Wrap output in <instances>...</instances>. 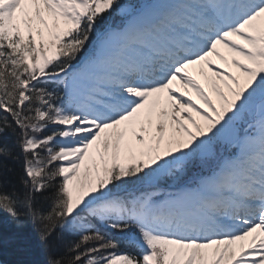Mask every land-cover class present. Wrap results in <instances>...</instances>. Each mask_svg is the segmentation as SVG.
Wrapping results in <instances>:
<instances>
[{
    "label": "snow or ice",
    "instance_id": "1",
    "mask_svg": "<svg viewBox=\"0 0 264 264\" xmlns=\"http://www.w3.org/2000/svg\"><path fill=\"white\" fill-rule=\"evenodd\" d=\"M5 214L46 264H264V0H0Z\"/></svg>",
    "mask_w": 264,
    "mask_h": 264
},
{
    "label": "trees",
    "instance_id": "2",
    "mask_svg": "<svg viewBox=\"0 0 264 264\" xmlns=\"http://www.w3.org/2000/svg\"><path fill=\"white\" fill-rule=\"evenodd\" d=\"M11 164L12 162L9 161ZM5 227L3 228V243L0 244V261L4 264H18L25 261L27 264H46L47 256L42 248L39 247L35 240V234L30 224L23 230V235L28 238L26 245L28 251L20 252L19 243L13 239V235L17 232L15 222L5 214Z\"/></svg>",
    "mask_w": 264,
    "mask_h": 264
}]
</instances>
